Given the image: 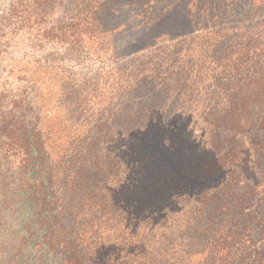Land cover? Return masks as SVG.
<instances>
[{
	"label": "trees",
	"instance_id": "16d2710c",
	"mask_svg": "<svg viewBox=\"0 0 264 264\" xmlns=\"http://www.w3.org/2000/svg\"><path fill=\"white\" fill-rule=\"evenodd\" d=\"M111 43L129 81L93 107L60 54ZM0 264H264V0H31L0 29Z\"/></svg>",
	"mask_w": 264,
	"mask_h": 264
},
{
	"label": "rangeland",
	"instance_id": "374dc122",
	"mask_svg": "<svg viewBox=\"0 0 264 264\" xmlns=\"http://www.w3.org/2000/svg\"><path fill=\"white\" fill-rule=\"evenodd\" d=\"M261 1V0H259ZM31 5V0H0V29H9L15 24L21 22V20L25 17V15L29 12ZM26 38L29 39V36L27 35ZM90 45V43H89ZM101 47V45H98ZM41 47L32 45L26 52V54L30 57L37 58L40 56L41 53ZM64 52H61V56L64 60L63 67L68 68L71 66L73 68V71L76 72L77 76L80 78H91L92 84H91V92L89 94L91 95V102L90 105L93 107H97L105 97V94L110 89H115L116 87L120 85H124L128 81H125L123 77L121 80H119V68L122 67L123 64L131 65L132 61L127 60L125 62V58L120 56H115L114 52V45L111 43V47L107 46L105 48H100V52L98 54H93L92 52L88 53V51L85 49V47H82L77 52H74L75 58H70L67 55H62ZM97 55V56H96ZM70 59V60H69ZM70 61V62H67ZM125 62V63H124ZM139 63L135 62V69L130 75L137 76L139 78V75H143L147 79V88L150 93L156 94L158 91L162 94V99L159 102L153 103L156 105V108L159 109V112H156L158 115H161L162 118L166 119L171 115V111L176 109V104H174L172 101V95L173 92L165 95L164 92H162L160 89L165 90L164 86H161V83L156 84V88H153V84H149V69L150 66L143 67L139 69L136 72V69L138 68ZM125 77V75H124ZM145 86H143L141 89H143ZM149 87V88H148ZM151 88V89H150ZM153 88V89H152ZM170 89V88H169ZM156 91L155 93H153ZM147 97L142 94L141 95V102H144ZM179 109H183V111L189 113V108L186 106L184 109L182 106L177 107ZM175 112V111H174ZM175 116V115H174ZM155 119V114L151 116L150 118ZM155 121V120H154ZM174 133H170L165 135L164 138L166 139H172L173 137H176ZM151 138L150 135L145 134L143 135V138L141 140V144L131 145L129 147V152L131 151H137L142 152L144 154H148V147L149 145V139ZM127 139V138H126ZM178 139L175 141L177 142ZM177 148L179 151H185V147ZM186 155V154H185ZM157 169V167H156Z\"/></svg>",
	"mask_w": 264,
	"mask_h": 264
}]
</instances>
